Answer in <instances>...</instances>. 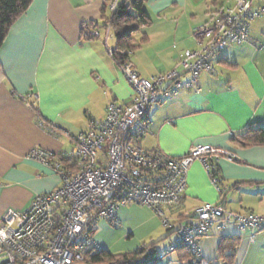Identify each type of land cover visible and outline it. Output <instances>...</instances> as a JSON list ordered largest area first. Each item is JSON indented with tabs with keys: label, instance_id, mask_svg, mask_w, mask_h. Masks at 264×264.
Here are the masks:
<instances>
[{
	"label": "crops",
	"instance_id": "1",
	"mask_svg": "<svg viewBox=\"0 0 264 264\" xmlns=\"http://www.w3.org/2000/svg\"><path fill=\"white\" fill-rule=\"evenodd\" d=\"M234 3L148 0L145 11L150 23L134 36L140 47L127 61L148 80L171 71L179 54L199 49L194 29L217 20ZM108 4V0H32L10 27L0 47V218L10 209L28 210L35 196L62 184L52 167L27 158L32 149L63 159L72 151L74 137L90 129L91 120L105 118L110 102H131L133 88L108 51L116 45L114 32L107 39L104 27L112 16ZM260 8L264 0H254L253 9ZM213 65L214 74L201 73L199 91L181 89L151 108L141 146L175 158L200 145L235 154L236 161L222 158L215 163L223 204L237 213L264 216V146L243 147L236 140L250 125L264 127V18L253 22L248 42L228 47ZM189 80V74L180 79ZM38 117L57 134L40 127ZM219 198L204 165L196 161L181 204L167 215L172 221L192 223L189 216L195 208ZM123 207L117 211L116 228L126 226L130 218V238L139 227L151 234L160 230V219L150 208ZM101 222L93 239L105 250L108 226ZM165 229L162 239L168 241L161 248L154 246L158 254L176 239L174 230ZM201 250L210 264H264V229L251 240L248 233L229 225L204 237ZM222 253L230 256L229 262L220 258ZM187 259V253L180 251L161 263L187 264Z\"/></svg>",
	"mask_w": 264,
	"mask_h": 264
},
{
	"label": "built area",
	"instance_id": "2",
	"mask_svg": "<svg viewBox=\"0 0 264 264\" xmlns=\"http://www.w3.org/2000/svg\"><path fill=\"white\" fill-rule=\"evenodd\" d=\"M253 1L235 0L217 20L195 28L193 35L199 49L179 54L175 67L167 73L148 80L131 63L116 62L133 88L131 102H110L105 118L91 120L90 129L74 137L73 149L63 159L55 160L42 149L30 151L27 158L52 167L62 184L50 193L35 196L28 210L10 209L0 218V264H88L87 254L101 251L93 239L98 224L107 221L118 226V209L131 204L152 209L165 228L176 233L167 251L157 255L160 263L182 251L188 255L187 264H210L201 250L204 237L232 225L253 240L264 229L263 215L241 214L226 208L218 178H211L219 190L218 202L195 208L189 216L194 222L172 221L167 215L181 204L188 172L196 161L210 175L213 163L222 158L236 161L235 154L200 145L175 158L141 146L152 107L181 89L194 87L199 91L201 73H215V58L230 46L248 42L251 22L264 16V8L254 10ZM119 3L120 0L109 1L111 15ZM110 31L108 28L107 39ZM94 35L100 36L98 32ZM113 50H108L111 56ZM186 74L190 80L182 83L180 79ZM38 124L57 134L39 117Z\"/></svg>",
	"mask_w": 264,
	"mask_h": 264
},
{
	"label": "trees",
	"instance_id": "3",
	"mask_svg": "<svg viewBox=\"0 0 264 264\" xmlns=\"http://www.w3.org/2000/svg\"><path fill=\"white\" fill-rule=\"evenodd\" d=\"M109 1L110 0H108V2ZM147 1L148 0H120L116 13L112 15L104 25L105 28H110L114 32L116 45L112 52V57L117 63L128 62L127 58L130 54H133L140 47L134 36L150 23V19L145 11V4ZM212 1L216 2L218 0ZM31 2L32 0H0V47L12 24L29 9ZM89 27L96 28L97 26L95 24H89ZM143 41H145V38L142 39V42ZM34 110L39 116L38 111L36 109ZM236 140L243 147L264 146V127L254 124L250 125L242 131ZM209 176L210 178H218L220 180L221 189L222 181L219 178L215 163L212 165V171ZM172 231V229H168V232ZM157 255L158 252L154 246H144L134 253L119 256H113L102 249L101 251L91 250L87 254V263L159 264L160 262L156 260ZM220 258L226 261L230 260V256H225L223 253Z\"/></svg>",
	"mask_w": 264,
	"mask_h": 264
},
{
	"label": "rangeland",
	"instance_id": "4",
	"mask_svg": "<svg viewBox=\"0 0 264 264\" xmlns=\"http://www.w3.org/2000/svg\"><path fill=\"white\" fill-rule=\"evenodd\" d=\"M262 18H264V16L253 20L251 22V25L253 24L254 21ZM133 205L138 207H143L137 204H133ZM123 208H130V205ZM159 219L161 223V228L157 233L151 234L145 228L139 227L134 237L131 238H130V218L129 221L126 222L125 224L126 226L123 225V227L121 228L120 227L116 228V226H114L110 222L102 221L103 223H105L106 226H108L107 233L105 232L104 235L103 233H101V235H103V238H105V251L109 252L113 256H119V255L134 253L144 246L145 247L155 246L157 248H161L167 243L168 240L162 239L166 229L165 226L162 224V220L160 217ZM137 222L139 223L140 220H138ZM171 259L174 260V256Z\"/></svg>",
	"mask_w": 264,
	"mask_h": 264
}]
</instances>
